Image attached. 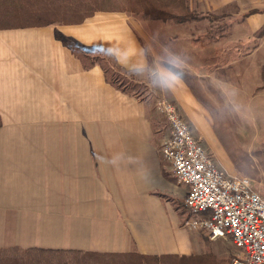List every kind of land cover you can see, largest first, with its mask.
Instances as JSON below:
<instances>
[{
	"label": "crops",
	"instance_id": "1",
	"mask_svg": "<svg viewBox=\"0 0 264 264\" xmlns=\"http://www.w3.org/2000/svg\"><path fill=\"white\" fill-rule=\"evenodd\" d=\"M29 1L0 5V248L232 264L241 253L230 238L210 241L186 225L188 186L159 152L169 126L155 99L172 100L197 128L216 107L232 109L262 163L252 188L264 199V0H189L237 34L206 45L193 33L186 42L182 23L145 21L128 4L66 22L38 21L47 12ZM221 38L231 51H216ZM165 71L180 81L160 86ZM215 164L236 175L222 152Z\"/></svg>",
	"mask_w": 264,
	"mask_h": 264
},
{
	"label": "built area",
	"instance_id": "2",
	"mask_svg": "<svg viewBox=\"0 0 264 264\" xmlns=\"http://www.w3.org/2000/svg\"><path fill=\"white\" fill-rule=\"evenodd\" d=\"M156 110L169 126L159 152L177 181L188 186L187 227L210 241L230 238L242 251L232 264H264V199L249 179L229 176L216 166L172 100L158 98Z\"/></svg>",
	"mask_w": 264,
	"mask_h": 264
},
{
	"label": "trees",
	"instance_id": "3",
	"mask_svg": "<svg viewBox=\"0 0 264 264\" xmlns=\"http://www.w3.org/2000/svg\"><path fill=\"white\" fill-rule=\"evenodd\" d=\"M188 2L189 0H37L36 8L42 11L41 13L47 12L46 14L48 15L47 17L38 15V21L51 18L53 21L78 22L84 19L87 14L99 9L97 7L93 9L97 3L102 5L100 9L115 8L117 6L122 7L126 3L129 5L131 12L135 14H141L143 17L152 20L172 21L174 23L197 21L205 17V15L200 16L196 11L191 10ZM0 5L29 8L30 1L0 0ZM62 40L64 44L72 45L69 41ZM170 201L176 204L172 199ZM135 258L120 257L110 253H92L63 249H43L35 247L0 248V264H161L154 257L148 258L141 256L136 258V260ZM184 260L188 259L185 258ZM162 263L167 264L166 262ZM185 264H189V262ZM201 264H205L204 261Z\"/></svg>",
	"mask_w": 264,
	"mask_h": 264
},
{
	"label": "rangeland",
	"instance_id": "4",
	"mask_svg": "<svg viewBox=\"0 0 264 264\" xmlns=\"http://www.w3.org/2000/svg\"><path fill=\"white\" fill-rule=\"evenodd\" d=\"M96 7L100 9L102 5L100 3H97L96 6L93 7V9H95ZM198 14L201 16L200 13ZM136 16H139V18H143L141 14H136ZM204 18H206V16L201 18L200 20H197L196 22L193 21L190 23L188 22L182 23L183 25L182 36L184 37V40L186 42H188L187 39H189L188 37H190L189 35L192 33L194 35L193 39L196 40L197 42H200L199 44H204V45H206L211 41L212 36L218 37L220 35V36L228 37L231 35L232 39H236L237 34L232 32L230 33L228 27L226 28L224 27V24L221 22V19L213 20L208 16L207 19ZM143 19L145 21H150L146 18ZM159 23L160 22L155 21L154 24H152L151 22L149 24L150 25L149 29L151 30L152 34H154L155 36H157L158 34L156 27L162 28L159 26ZM165 25H173V24L165 23ZM193 26H195L196 30L193 28ZM177 33L180 32L177 31ZM224 38H221V40L220 39L217 40V42L219 41V43L216 46H214V48L216 47V51H219L221 49H225V50L231 49L229 48L231 47V44L228 45L225 42ZM187 49H188L187 43L182 41L179 51L180 53L181 51H184L183 58H185V56L188 53ZM198 57H202V54L198 53ZM138 92L140 94H144V88L140 87L138 89ZM158 98H156L155 101H157ZM252 106L246 109L245 112L248 113L247 110L251 112V110H253ZM230 111L233 113V110L228 109L227 107H223V108L221 106L216 107V109L212 114V121L207 120V125H206L205 119H203L200 123L202 125L200 128L191 125L188 120H186L183 116L182 117L189 124L194 136L200 140L201 145L204 147L207 153L211 155L214 161L215 158L216 160L218 159V157L220 158L222 152L226 161L234 169L236 175L244 176L247 179H249L251 185L255 187H260L258 183L259 180L261 179L259 177V174L261 172L260 170L262 168V163L259 162L256 156V152L250 149L251 146L253 145L249 143L248 140V135H247L248 124L243 122L242 120H238L237 118H234L231 115ZM250 119L251 120L253 119V115L250 117ZM251 120L249 122H251ZM211 133L213 134V136H211ZM226 244L227 243H225L224 245ZM215 247H216L215 244H210L208 247V251L210 250L215 251L216 250ZM234 249L235 252L237 250V252L241 253V251L237 249L235 246ZM186 262L188 263V260L178 259L172 264H185Z\"/></svg>",
	"mask_w": 264,
	"mask_h": 264
},
{
	"label": "clouds",
	"instance_id": "5",
	"mask_svg": "<svg viewBox=\"0 0 264 264\" xmlns=\"http://www.w3.org/2000/svg\"><path fill=\"white\" fill-rule=\"evenodd\" d=\"M158 79L160 86L170 88L177 84L180 81L181 77L179 73L165 71L159 74Z\"/></svg>",
	"mask_w": 264,
	"mask_h": 264
}]
</instances>
